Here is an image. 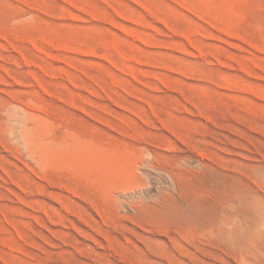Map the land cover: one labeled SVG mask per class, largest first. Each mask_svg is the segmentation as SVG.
Returning <instances> with one entry per match:
<instances>
[{
	"label": "rangeland",
	"instance_id": "374dc122",
	"mask_svg": "<svg viewBox=\"0 0 264 264\" xmlns=\"http://www.w3.org/2000/svg\"><path fill=\"white\" fill-rule=\"evenodd\" d=\"M0 264H264V0H0Z\"/></svg>",
	"mask_w": 264,
	"mask_h": 264
}]
</instances>
